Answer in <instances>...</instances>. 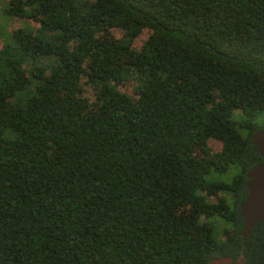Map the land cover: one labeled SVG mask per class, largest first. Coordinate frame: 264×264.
Listing matches in <instances>:
<instances>
[{
  "label": "trees",
  "instance_id": "obj_1",
  "mask_svg": "<svg viewBox=\"0 0 264 264\" xmlns=\"http://www.w3.org/2000/svg\"><path fill=\"white\" fill-rule=\"evenodd\" d=\"M0 1L39 26L0 49V264L237 257L262 161L264 0ZM242 253L264 264V219Z\"/></svg>",
  "mask_w": 264,
  "mask_h": 264
},
{
  "label": "water",
  "instance_id": "obj_2",
  "mask_svg": "<svg viewBox=\"0 0 264 264\" xmlns=\"http://www.w3.org/2000/svg\"><path fill=\"white\" fill-rule=\"evenodd\" d=\"M252 142L262 161L246 175L248 193L239 209L243 220L241 232L243 243L247 240L251 230L264 219V130H256L252 135ZM242 250L243 248L235 259L230 256L214 257L209 260L208 264H244L245 257Z\"/></svg>",
  "mask_w": 264,
  "mask_h": 264
},
{
  "label": "rangeland",
  "instance_id": "obj_3",
  "mask_svg": "<svg viewBox=\"0 0 264 264\" xmlns=\"http://www.w3.org/2000/svg\"><path fill=\"white\" fill-rule=\"evenodd\" d=\"M4 3L2 4L0 1V49L3 46L4 38L8 36V34L18 28H23L26 26H30L34 29H37L39 26L36 22L30 20V19H20L16 17H6L3 13ZM111 34L113 38L120 39L122 37V30L119 28H113L111 30ZM148 37V31H144L141 33L132 43V48L135 50H139L145 40ZM134 87L135 83L131 79H128L124 83L120 84L118 87L119 90L128 95L134 97ZM84 96L87 97L91 102L94 101V95L93 91L88 87L84 86ZM242 117V114L239 111H236L234 113V119L240 120ZM255 125L257 128H260L258 130L264 129V117L259 116L256 118ZM242 135H245V131H241ZM208 146L211 148L213 152H218L221 149V143L216 140H209Z\"/></svg>",
  "mask_w": 264,
  "mask_h": 264
},
{
  "label": "flooded vegetation",
  "instance_id": "obj_4",
  "mask_svg": "<svg viewBox=\"0 0 264 264\" xmlns=\"http://www.w3.org/2000/svg\"><path fill=\"white\" fill-rule=\"evenodd\" d=\"M245 242H246V241H245ZM244 244H245V243H243V244H242V247H241V249H242V248H244V246H243ZM240 251H241V250H240ZM238 255H239V254H238ZM235 258H236V257H235ZM235 258H234V259H235ZM244 264H245V263H244Z\"/></svg>",
  "mask_w": 264,
  "mask_h": 264
}]
</instances>
